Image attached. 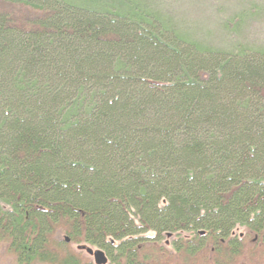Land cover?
Masks as SVG:
<instances>
[{"label": "trees", "instance_id": "obj_1", "mask_svg": "<svg viewBox=\"0 0 264 264\" xmlns=\"http://www.w3.org/2000/svg\"><path fill=\"white\" fill-rule=\"evenodd\" d=\"M87 247L264 264L263 48H212L147 0H0V248Z\"/></svg>", "mask_w": 264, "mask_h": 264}, {"label": "rangeland", "instance_id": "obj_2", "mask_svg": "<svg viewBox=\"0 0 264 264\" xmlns=\"http://www.w3.org/2000/svg\"><path fill=\"white\" fill-rule=\"evenodd\" d=\"M181 30L212 48L244 46L264 49V0H147ZM233 234L245 230L236 227ZM183 235V234H182ZM184 236V235H183ZM175 235L165 234L162 245L171 249ZM94 249V248H93ZM0 264H10L0 248Z\"/></svg>", "mask_w": 264, "mask_h": 264}, {"label": "water", "instance_id": "obj_3", "mask_svg": "<svg viewBox=\"0 0 264 264\" xmlns=\"http://www.w3.org/2000/svg\"><path fill=\"white\" fill-rule=\"evenodd\" d=\"M68 242V239H65ZM86 254L92 259L94 264H107V258L100 250H96L90 247L83 248Z\"/></svg>", "mask_w": 264, "mask_h": 264}]
</instances>
